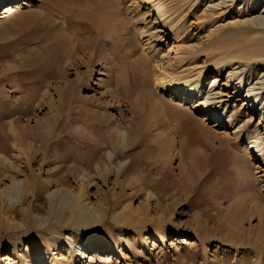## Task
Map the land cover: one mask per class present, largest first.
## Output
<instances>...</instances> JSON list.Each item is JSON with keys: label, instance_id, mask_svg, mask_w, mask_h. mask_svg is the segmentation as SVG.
Instances as JSON below:
<instances>
[{"label": "rangeland", "instance_id": "obj_1", "mask_svg": "<svg viewBox=\"0 0 264 264\" xmlns=\"http://www.w3.org/2000/svg\"><path fill=\"white\" fill-rule=\"evenodd\" d=\"M20 2L28 4L29 11L25 7L14 18H0V132L3 124L14 122L17 134L23 127L40 135L43 122L59 120L68 124V137L80 135L77 145H90L85 138L108 137L119 127L130 132L132 146L122 148L113 164L107 160L112 152L108 148L98 154L99 160L105 159L102 163L92 161L70 171L74 163L56 157L72 152L89 161L90 146L77 150L63 142L59 152H50L39 140L29 139L21 154L15 141L7 140V153L0 152V264H264V164H256L248 149L258 145L264 158V119L259 111L264 90L257 107L248 110L250 98L238 89V78L228 79L229 72L241 66L246 86H255L263 76L264 35L256 31L264 32V27L253 22L263 12L253 11L261 0H48L49 9L66 10L55 12L56 20L42 26L24 24L31 18L29 12L43 9L41 1ZM5 6L0 5V17ZM140 12L148 14L145 20L151 24L164 15L165 22L155 24L160 41L140 36ZM170 23L176 25L173 30H168ZM51 38L60 40L61 47L51 45ZM170 45L192 53L180 70L171 66L175 53L168 52ZM243 47L253 61L219 65L200 82L203 94L217 79L210 96L217 110L207 122L200 117L203 113L167 99L156 84V66L183 75L193 71L195 76ZM183 117L189 121L183 130L193 128L191 119H196L207 136L181 155L167 140L172 138L169 126L177 128L172 131L176 134ZM233 127L241 133L233 135ZM2 155L37 177V198L22 203L14 196L13 206L5 197L2 192L14 171L9 163L5 170ZM31 156L34 162H29ZM62 168L67 171L57 174ZM245 171L253 172L252 187ZM61 175L71 187L85 190L84 205L104 209L102 223L76 228L68 222V211L64 217L59 212L49 216V191L61 189ZM38 212L47 219L43 227ZM158 226L165 231L164 241L158 239ZM91 242L104 244L106 250L92 260L80 257L79 248ZM69 244L73 256L63 257L62 249Z\"/></svg>", "mask_w": 264, "mask_h": 264}, {"label": "bare ground", "instance_id": "obj_2", "mask_svg": "<svg viewBox=\"0 0 264 264\" xmlns=\"http://www.w3.org/2000/svg\"><path fill=\"white\" fill-rule=\"evenodd\" d=\"M20 1L21 0H0V5L6 4V6L1 10V12L3 11V13H2V16L0 18H3L4 20H7V19H11V18H14L17 15L22 14L23 13L22 11L23 10L25 11V7L28 4L20 2ZM39 1H41V3L43 4V6H42L43 9L34 10L32 12H29L31 18L27 19L26 21L24 20V24L25 25L28 24L27 26H38V24H40L42 26L43 24L47 23L51 19H52L51 21L56 20L54 18L55 12L57 13V12H60L62 10H66V9H49V8H52V5H51V3L48 2V0H39ZM234 1L235 0H231V2H233V3H234ZM261 3H263V4L259 5L258 2H257L253 6V11H258V9L263 10L261 15H259L260 11H258L259 17H256L253 22L257 26L264 27V0H261ZM223 4H227V1L223 2ZM28 7L29 6L26 7V10H27ZM27 11H29V10H27ZM147 15L148 14H146V13L140 12L139 15L137 16V18H140L143 21V23H144V25L140 26V29H139L140 32H141L140 36H145L146 35V37L148 38V41H151V42L155 41V40L160 41L161 40V38H160L161 35H160V33H159V31H158V29L156 27L157 25H155V24H158V23H161V22H165V19L163 20L164 15L160 16V20L156 19L153 22V24H151V22L147 23V21L145 20ZM63 21H65V20L63 19ZM173 23H170L168 25V30H173L176 27V25L173 26ZM67 26L68 25L65 24V26H63V27L65 28V30L68 31L69 27H67ZM33 28H35V27H33ZM95 32L97 34H100L99 31H95ZM256 33L258 35H260V36L264 35L263 31H259L258 30V31H256ZM74 36H75V34H74ZM51 39H52L51 40L52 44L50 43L51 45H53L55 48H56L57 45L59 47H61L60 44H62V42L59 43L60 40L55 42L56 39H53V38H51ZM257 40H260V39L258 38ZM59 47H58V49H61ZM169 47H170V49H169L168 52L169 53H171V52L175 53L174 63L171 66H174V67L177 66L178 70L183 68L182 65L184 64L186 59H189V58L192 59V53L191 52H187L183 46L170 45ZM73 48H76V50H78L77 46H73ZM262 51L263 52L261 54H262V57L264 58V49ZM246 52L247 51H244V47H243V50H236V52H233V53L229 54L228 56L223 57L222 60L220 58V59L217 60L218 62L214 61V63L211 64L206 70L200 69L197 72V75H195V76L193 75L195 73L193 71H190V73L187 74V75H183L184 73L177 72V71H172V70H170L169 67H163V69H162L161 66H158V67L156 66L155 67V72L157 74V76H156L157 83L156 84L161 88V91L166 95L167 99H169L170 101H173L174 103H178L179 105L185 107L186 109H189V110L194 111L196 113L197 112L203 113V115L201 114L200 117H201L203 122H205V121L207 122V121L213 119L214 114H216L215 112L217 110V109L214 108V106L217 104V102L216 103H212L211 102L213 99L215 100V98H211L210 97L212 95L211 94L212 88L215 87V85L217 84V79L211 80L209 85L207 87H205L206 92L203 93V94H201L202 91H201V89L199 87L201 80L204 79L203 77H206L210 73V70L212 68L217 67L219 65L226 64L227 62L229 63L231 61L233 62V61H236V60H243L245 62L253 61V58H250ZM256 52H259V51H256ZM86 55H88V54H86ZM75 64H76V62H75ZM193 69H195V68L193 67L192 70ZM242 70H243L242 66L231 70L229 72L228 79L238 78V80H239V82H237L238 89L240 91L244 90V92H246V100H248L250 98V101H249L250 104H249V109L248 110H254L257 107L256 105L258 104L256 102V100L259 97V94L261 93V91L264 90V73H263V76L261 77V79L256 82L255 86H251V84L249 86H246V85L243 84V78L244 77H242L243 76V73H242L243 71ZM262 71L264 72V70H262ZM121 84H123V82ZM210 87H211V89H210ZM247 87H249V88L247 89ZM255 91H258V92L255 93ZM203 92H204V90H203ZM200 96H201V98H200ZM153 103L155 105L156 104H158V105L161 104L160 101H156V102H153ZM160 106H162V105H160ZM159 108H162V107H159ZM259 111H260L262 119H264V105H261V108L259 109ZM217 116H219V115H217ZM188 117H186V118H188ZM94 118H95V115H94ZM186 118L183 117V121H182L183 122V126L178 127V130H177L176 134L172 132L173 129H175L176 127L172 129V127L169 126V129H170L171 134H172V136H171L172 138H170V140L169 139L167 140L168 144H170L172 146L171 148H174L176 150L177 154H181V155L184 154V152L189 147H192L194 145L203 143L204 140H205L204 138L207 136V135L206 136L204 135V133H205L204 129L205 128H203L202 126L198 125V123H197L198 121L196 119H191L194 122V124H192L193 128L187 129V130H186V128H184L185 130H183V127H187V122H189L188 119H186ZM192 118H194V117H192ZM220 119H222V118H220ZM218 122L221 123V125H222V122L220 120ZM16 124L14 122H10L8 125L3 124V128H2V130L0 132V152H2L3 154H6L7 153V148H9V147H7V144H6V141L9 140V139L15 141V143H16V145H15L16 152H18V153L22 152L21 154H23L24 151H26V149L24 147L27 144L26 143L24 144V142L28 141L29 139H31L33 141H38L39 140L40 143L44 147H46L47 149L50 150V152H51V149H54V150L56 149V151L58 149H60L61 144L63 142L71 144V145H74L75 149H77V150H80V148L82 149L83 146H86V147L90 146L87 149L85 147L86 154L87 155L91 154V155L88 156V158H90L92 156L89 159V161L86 160L87 158L85 159V157L80 156L78 153H72V152H68L67 154H62L61 153L62 155H60V156L58 155L56 157L59 161H62V163L73 162L74 165H72V168H68L67 169V170H70V171H71V169H75V167L79 168V170H80V168L84 169V167H86V165H89V162H92V161H95L97 164L102 163V161H100V160H102L104 158L100 157L101 159L99 160L98 154L102 153V150L108 149V148L109 149L111 148L112 152H110L109 155L107 156V160L110 163H112L113 159L115 160V158L118 157V152L122 148H126L127 149L132 144V141H131L130 137L128 136V133H130V132H127L125 129L119 128V127H114L113 130H112L111 135H110V132H109V136L108 137L105 134L104 137L98 138L100 136H97V139H93V140H91V139L87 140V138H85V139L83 138L85 141H90V145L83 144V142L77 145L78 142L76 144H75V142H76V140L77 141L81 140L80 135H78V137H77L76 134H73L74 136L76 135V138H70L71 136L68 137L69 135L67 136L65 133H67L69 131V126H68V124L65 123V121L63 122V121L55 120V121H51V122H48V121L47 122H43L40 125V130H41L40 135H32L33 133L30 134L27 131V129H23V127L19 128L20 134L18 133L19 134L18 135L16 133V130L18 128L16 126ZM95 126L96 125H94V127ZM224 126H225V124H224ZM189 127H191V126H189ZM237 128L238 127H233L231 129V130L234 131V132H232L233 135H237L238 132L241 133V130L235 131ZM95 129H96V127H95ZM99 130H101V129H99ZM58 132H60V133H58ZM94 136H95V134H94ZM59 138H61V139H59ZM255 139L257 140L258 136ZM49 140H51V141L58 140L59 142L57 141V142L51 143V141L48 142ZM27 143H29V142H27ZM163 143H165V142H163ZM176 143H177V146H176ZM253 143L255 144L257 142L255 141ZM31 144H33V143H31ZM168 144H165L164 146L166 147V145H168ZM258 147H259L258 145L257 146H251L248 149H249V151L252 154H254L253 155V159L256 162V164H258V163L264 164L263 155L260 154L262 152H261V150H258ZM26 148H27V146H26ZM168 148H170V147L168 146ZM34 149H35V147H34ZM30 150H28V151H30ZM167 150L170 151V149H167ZM32 151H33V149H32ZM56 151H54V152H56ZM58 152H59V150H58ZM112 156H113V158H112ZM2 157H3L2 165L4 166L5 170H6V168H8V166H6V164L9 163L10 164V168L14 171L13 175L8 176V178H7L8 181H9L8 185L5 186L4 192H2V193H5V197H8L9 199L12 200V205L13 206H15L14 196L19 198L20 202H22V203H24L25 201L29 200V198L30 199L37 198L38 195H37L36 191H37V188H38V179L32 173V171L28 170L29 173H26V171H24L23 168L18 167V166L16 167V165L11 163V160L8 157H6V155H4V156L2 155ZM35 158L36 157L33 156L31 159H29V162H34ZM0 168H2V166ZM105 169H107V168L105 167ZM12 170H10V171H12ZM64 170H65V168H62L61 171H59L57 174H63V172L67 171V170H65V171ZM249 171L251 172V170H249ZM249 171H247V172L245 171L246 173L243 174L246 177L248 176L250 178V179H248V184H250V182L253 183L255 181L253 179L254 175L253 176L251 175L253 172L250 173ZM85 173H87V172H85ZM19 174H23L24 175L22 177L23 179L22 178L18 179L16 177V175H19ZM86 176L88 177V175H86ZM85 180H86V177L82 176V182H85ZM87 183L89 185H91L93 183V181L91 182L89 180V182H87ZM251 185L252 184H250V186ZM253 185H254V183H253ZM59 186L61 187V189H57V190H55L53 192L49 191L50 192V198H51L52 206H53V212H50L49 216H56V214L59 212V214L62 217H64L63 215H66L64 212L68 211L69 212V221L68 220L67 221L69 223H71L72 226H74L76 228H84V227L85 228H90V227L95 228L98 224L103 222V220L105 218V214H104V211H103L104 209L101 208L102 210H100L97 206L89 207L88 205H84V201L86 200L85 199V193L86 192H85V190L82 187L76 188V189L74 187H71L70 185H68L67 178L64 177V176H62V180H60V185ZM144 188H145V186H144ZM149 197H150V195H149ZM75 198H77V199H75ZM36 216L38 218L37 221H38V224H39L40 227H43V226H45L48 223L46 217L42 216L40 212H38ZM61 216H60V218H61ZM158 228H160V226H158ZM156 231L158 232L157 233L158 234V239L160 241H164V239H165V231L162 230L161 228L157 229ZM90 238L93 240L96 237L95 236H90ZM54 244L55 243H53V240H52L49 245L54 247ZM104 246L105 245L102 244V243L98 244V243H92L91 242V243H88V245H86V246H82L83 247L82 249L80 247L78 254H79L80 257H83L84 259H86V258L88 259L90 257L89 259L92 260V259H94V256H95L94 254H97L98 252H102V251L106 250L104 248ZM62 251H63V253L61 255L63 257H64V255H69V257L71 258L73 256V253H74L73 250H72V244H69L68 247L63 248ZM113 251H114V249H113V246H112L111 254H109L106 257V261L107 262L110 261ZM87 254H88V256H87ZM117 254L120 255V253H117ZM114 255H116V254H114ZM103 257H105L104 254H103Z\"/></svg>", "mask_w": 264, "mask_h": 264}]
</instances>
